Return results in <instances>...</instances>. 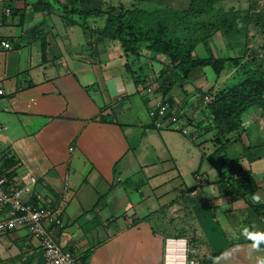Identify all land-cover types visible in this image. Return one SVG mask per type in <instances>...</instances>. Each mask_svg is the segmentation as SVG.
I'll list each match as a JSON object with an SVG mask.
<instances>
[{
    "label": "crops",
    "instance_id": "obj_1",
    "mask_svg": "<svg viewBox=\"0 0 264 264\" xmlns=\"http://www.w3.org/2000/svg\"><path fill=\"white\" fill-rule=\"evenodd\" d=\"M189 3L0 0V175L23 192L24 203L56 213L54 241L80 264H165V242L177 238L197 247L200 264L264 258V248L253 249L243 235L264 232V210L255 209L264 206V133L247 113L240 140L220 150L205 102L237 68L228 62L217 76L210 66L198 67L182 80L177 64L148 44L133 55L119 40L101 37L106 18L95 14ZM238 43L220 33L208 47L215 57L236 59L245 55ZM206 48L199 46L198 57H209ZM165 77L174 81L166 98L147 94ZM159 99L180 116L178 125L155 127L150 113ZM247 175L258 184L254 195L237 201L221 195L219 183ZM14 232L44 254L26 230Z\"/></svg>",
    "mask_w": 264,
    "mask_h": 264
},
{
    "label": "trees",
    "instance_id": "obj_2",
    "mask_svg": "<svg viewBox=\"0 0 264 264\" xmlns=\"http://www.w3.org/2000/svg\"><path fill=\"white\" fill-rule=\"evenodd\" d=\"M95 14L106 18V26L100 31L101 37L119 40L125 51L133 55H136L140 44H148L151 51L162 53L173 65L177 64L175 69L180 71L182 80L188 79L198 67L210 66L217 76L228 62L237 68L234 83L219 95H206L213 96L207 109L212 118L210 127L216 133L214 142L221 146L220 150L240 140L241 135L238 134L244 115L252 109L264 112V58L255 51L236 59L218 58L208 47L209 40L220 33L226 39L236 40L239 30L231 12L217 10L210 0H190L186 9L167 8L154 13L134 9L115 13V9L110 8ZM66 21L70 19L67 17ZM199 46H207L208 58L198 57ZM161 81L156 92L166 98L174 81L168 77ZM9 182L8 179L7 187L11 188ZM218 187L222 196L230 197L233 201L246 200L259 188L256 180L248 175L232 177L219 183ZM255 209L263 213L264 206H256ZM260 245L264 248V243Z\"/></svg>",
    "mask_w": 264,
    "mask_h": 264
},
{
    "label": "built area",
    "instance_id": "obj_3",
    "mask_svg": "<svg viewBox=\"0 0 264 264\" xmlns=\"http://www.w3.org/2000/svg\"><path fill=\"white\" fill-rule=\"evenodd\" d=\"M9 13V11H7ZM5 49L11 46L7 42H2ZM149 95H155L156 90L153 87L146 88ZM0 89V96L3 95ZM213 96H206L205 102L211 103ZM154 119L156 128L161 129L166 122L171 125L180 123V116L171 113L169 103L159 99L150 113ZM184 135H190L187 128L182 129ZM193 140L196 136L190 135ZM199 180L201 178L198 177ZM8 179L0 175V211L7 210L0 219V234L10 231L26 230L32 238L39 242L44 252L46 264H80L78 260L69 252L64 251L56 244L52 236L50 227L52 225L61 226V220L53 210H43L23 201V192L21 190L8 188ZM66 193L69 189L68 177L65 180ZM189 240L167 239L165 242V264H200L194 255L195 247L189 255ZM192 243V242H190ZM193 244V243H192Z\"/></svg>",
    "mask_w": 264,
    "mask_h": 264
},
{
    "label": "rangeland",
    "instance_id": "obj_4",
    "mask_svg": "<svg viewBox=\"0 0 264 264\" xmlns=\"http://www.w3.org/2000/svg\"><path fill=\"white\" fill-rule=\"evenodd\" d=\"M220 1L210 0L217 10L225 11V8H228V11L232 13L233 22L237 24L239 30L236 40L243 49L242 54L255 51L264 58V0H226L222 3L223 7ZM235 8L239 10L234 11ZM227 39L229 43L234 41L233 38ZM234 82L235 79H232L228 85ZM249 113L257 117L255 129L264 133V112L252 109ZM168 236L176 238L178 234L171 232ZM194 247L196 250L197 247L189 242L190 256ZM44 260L41 249L36 247L28 236H21L19 232L14 231L0 234V264H43Z\"/></svg>",
    "mask_w": 264,
    "mask_h": 264
},
{
    "label": "clouds",
    "instance_id": "obj_5",
    "mask_svg": "<svg viewBox=\"0 0 264 264\" xmlns=\"http://www.w3.org/2000/svg\"><path fill=\"white\" fill-rule=\"evenodd\" d=\"M253 200L256 203H259V197L253 196ZM243 235L246 237V239H249L251 243V247L257 251L260 250L259 246L261 243H264V232H258V231H246L243 232ZM257 264H264V258H258Z\"/></svg>",
    "mask_w": 264,
    "mask_h": 264
}]
</instances>
